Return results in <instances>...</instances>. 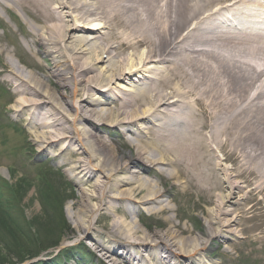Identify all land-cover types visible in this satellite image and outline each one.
I'll use <instances>...</instances> for the list:
<instances>
[{"label":"bare ground","instance_id":"6f19581e","mask_svg":"<svg viewBox=\"0 0 264 264\" xmlns=\"http://www.w3.org/2000/svg\"><path fill=\"white\" fill-rule=\"evenodd\" d=\"M12 1L41 24L46 64L45 78L4 65L8 112L76 179L71 217L102 262L199 264L214 239L264 238V0ZM160 182L204 197L203 234L160 217ZM143 213L167 227L146 230Z\"/></svg>","mask_w":264,"mask_h":264},{"label":"rangeland","instance_id":"374dc122","mask_svg":"<svg viewBox=\"0 0 264 264\" xmlns=\"http://www.w3.org/2000/svg\"><path fill=\"white\" fill-rule=\"evenodd\" d=\"M254 11L256 13L262 11L264 16V8H254ZM38 26L41 24L27 12L19 1H0V210L7 207L9 209L7 210L8 219L16 221L19 225L22 219L23 222L27 220V228L30 231L36 229L42 241L46 237L55 239L61 235L60 240L64 238L60 249L71 245H75L76 249L79 247L85 249V253L89 255L87 258L84 257L87 264H110L109 261L102 262L101 255L92 249L90 233L86 236L87 234L79 231L74 225L71 217L72 203L79 197L76 179L70 177L65 167L59 165L57 159L39 155L37 148L33 146L30 134L25 130L26 122H20L19 115L8 112L17 96L7 83L2 82L1 70L7 62L16 63L26 72H34L37 76L45 78L38 65L45 66L46 60L44 61L43 55L39 54L40 48L33 44L36 32L34 29ZM126 84L124 83L125 86ZM105 98L107 99V96ZM129 128L134 127L129 125ZM101 133L117 144L121 140L122 144L124 143L123 147L130 150L131 145L126 141L129 138L121 139V133L118 132L116 126L103 125ZM128 134L131 133L128 132ZM76 146L77 143L74 147ZM4 178L13 182L12 190L14 191L9 190V192L2 186L5 182ZM120 178L123 176L114 177L115 180ZM84 187L90 190V186L85 185ZM159 187L169 189L168 194L163 196V200L172 208L160 217L170 216L175 224L188 226L194 230V234H203L206 230L205 219L208 217V209H211L204 197L195 192L192 194L179 192L171 182L167 184L160 182ZM249 204L252 205L251 202ZM145 215L140 216L137 221L146 230H159L161 227H167L162 226L155 216L148 215L146 218ZM61 216L65 219V226L62 230L60 222L64 219L62 220ZM256 220L258 222V219ZM104 221L101 219V223ZM240 222V227L251 225L244 223L243 220ZM10 224L11 221L0 223V230L3 231L0 234V248L3 255L0 257V264L4 261L7 262L4 264H15L19 258L18 254L22 255L28 249L27 244L20 243L14 238L12 230L5 229ZM22 226H25L24 231L27 236L25 241L35 240H31L26 224ZM8 235L13 242L10 241ZM82 238H85L88 243L82 244L80 242ZM228 241H235V244L226 250L219 246L218 240H213L207 248V252L213 257L209 260L210 264H264V238L257 237L256 232L244 231L242 236L232 234L228 237ZM52 251L43 253L39 259L49 261L48 259L55 255V253L51 254ZM77 260L78 257H75L74 260L71 259L64 264H77ZM20 264H30V262Z\"/></svg>","mask_w":264,"mask_h":264},{"label":"trees","instance_id":"16d2710c","mask_svg":"<svg viewBox=\"0 0 264 264\" xmlns=\"http://www.w3.org/2000/svg\"><path fill=\"white\" fill-rule=\"evenodd\" d=\"M20 183H22V182H20ZM10 191H14V190H10ZM7 210H9L7 207H4L2 210H0V223L1 222L2 223H5V222H8V221H11L10 226H8L7 228H5V226H4V228L6 230H9V231L12 230L13 231L14 238L18 242L25 243L28 246V249L25 250L24 253H22V255L21 254H18L19 255V256H17V257H19L18 258V261H23V260H25L27 258L37 256L41 251L45 250L46 248L58 244L61 235H58L57 238H55V239H50L49 237H46L42 241L41 238H39L40 236L38 237V235L36 233L37 232L36 229L34 230L35 233H36V236L34 235V237H31V238H33L35 240L31 239V240H33L31 242L30 241H28V242L25 241L27 236L25 235L24 230L21 228V226L17 222L8 219V217H7ZM61 219L63 220L64 217L61 216ZM60 224H61V230H62L63 229V226H65V219H64L63 222H60ZM1 232H3V231L0 230V234H1ZM6 232H8V231H6ZM9 239H10L11 242H13L10 236H9ZM1 251H2V249L0 248V257H3ZM4 263H7V262L4 261L1 264H4Z\"/></svg>","mask_w":264,"mask_h":264}]
</instances>
